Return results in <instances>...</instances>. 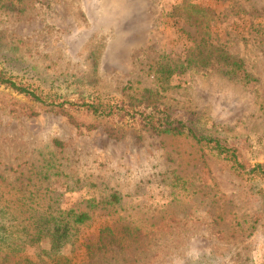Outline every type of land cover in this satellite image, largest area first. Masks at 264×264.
<instances>
[{"label":"rangeland","instance_id":"1","mask_svg":"<svg viewBox=\"0 0 264 264\" xmlns=\"http://www.w3.org/2000/svg\"><path fill=\"white\" fill-rule=\"evenodd\" d=\"M0 70L48 104L160 92L264 164V0H0ZM68 111L0 85V264H264L258 180L186 135ZM70 211L91 219L49 252Z\"/></svg>","mask_w":264,"mask_h":264},{"label":"trees","instance_id":"2","mask_svg":"<svg viewBox=\"0 0 264 264\" xmlns=\"http://www.w3.org/2000/svg\"><path fill=\"white\" fill-rule=\"evenodd\" d=\"M202 40L205 41L206 39L203 38ZM230 59L227 55L222 58L227 63ZM172 74L173 70L171 67L163 68L165 83H163L161 88L165 92L170 88ZM0 85L12 88L19 94L29 96L33 101L40 102L47 107H53V111L65 114L69 110L92 118L98 123H100L98 120H105L106 124L108 123L110 126V130H107V132L113 137L122 138L127 132H133L139 140L142 139L143 133H152L158 136L186 135L203 149H207L225 160L241 178L258 180L262 184L263 190H261V194L264 197V164H248L244 161L241 150L238 147L230 144L227 139L213 129L201 130L197 122L191 120L188 122V120L183 118L184 116H179L172 106L163 102L164 98L160 92L144 90L135 96H129L128 99L122 100L112 97H106L103 100L89 97V99L79 100L76 104L70 101L48 104L47 100H44L41 95L31 90V86L17 84L8 78L7 74L2 70H0ZM70 120L77 127H81V124H76L75 117L70 116ZM90 219L88 213L77 214L74 211H70L68 219L56 220V228L54 232L49 234L51 237L49 252H56L57 254L58 251L56 250L61 249L66 244V237L68 238L70 230L74 229L75 226L86 224ZM109 237L112 238L111 241H109ZM104 240H107V242ZM112 240L114 241V238L111 234L108 237H101L98 241L99 244L92 246L93 248L100 244L106 246L112 243ZM57 259L59 258H53L52 264H63Z\"/></svg>","mask_w":264,"mask_h":264}]
</instances>
